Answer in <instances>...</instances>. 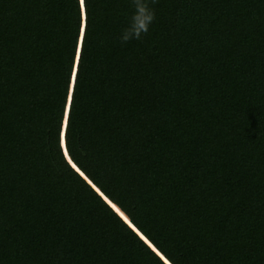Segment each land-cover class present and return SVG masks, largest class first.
<instances>
[{"label": "trees", "instance_id": "obj_1", "mask_svg": "<svg viewBox=\"0 0 264 264\" xmlns=\"http://www.w3.org/2000/svg\"><path fill=\"white\" fill-rule=\"evenodd\" d=\"M150 7L0 0V264H165L63 118L170 264H264V0Z\"/></svg>", "mask_w": 264, "mask_h": 264}, {"label": "clouds", "instance_id": "obj_2", "mask_svg": "<svg viewBox=\"0 0 264 264\" xmlns=\"http://www.w3.org/2000/svg\"><path fill=\"white\" fill-rule=\"evenodd\" d=\"M135 9L130 24L121 34V42L127 43L131 39H140L143 34L149 31V26L155 19V12L150 7L155 0H130Z\"/></svg>", "mask_w": 264, "mask_h": 264}, {"label": "water", "instance_id": "obj_3", "mask_svg": "<svg viewBox=\"0 0 264 264\" xmlns=\"http://www.w3.org/2000/svg\"><path fill=\"white\" fill-rule=\"evenodd\" d=\"M70 90V89H69ZM67 108V105H66ZM65 108V111H66ZM64 118L62 121V127H61V135H60V145L64 154V157L66 161L69 163L70 167L73 168L74 171H76L84 180L86 183H88L92 189L100 195V197L105 201V203L130 227L149 247L154 251V253L160 257V259L165 263V264H170L154 247L131 225V223L128 221V219L108 200L106 199L99 191L96 189L90 181L74 166V164L69 160L65 149H64V143H63V125H64Z\"/></svg>", "mask_w": 264, "mask_h": 264}, {"label": "snow or ice", "instance_id": "obj_4", "mask_svg": "<svg viewBox=\"0 0 264 264\" xmlns=\"http://www.w3.org/2000/svg\"><path fill=\"white\" fill-rule=\"evenodd\" d=\"M81 4L83 5V0H81Z\"/></svg>", "mask_w": 264, "mask_h": 264}]
</instances>
